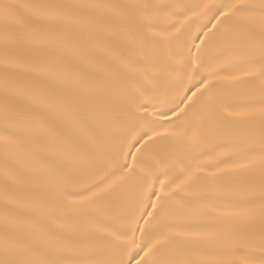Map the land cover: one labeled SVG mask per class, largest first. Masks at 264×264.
Wrapping results in <instances>:
<instances>
[{"label":"snow or ice","instance_id":"6c2138e0","mask_svg":"<svg viewBox=\"0 0 264 264\" xmlns=\"http://www.w3.org/2000/svg\"><path fill=\"white\" fill-rule=\"evenodd\" d=\"M0 264H264V0H0Z\"/></svg>","mask_w":264,"mask_h":264}]
</instances>
